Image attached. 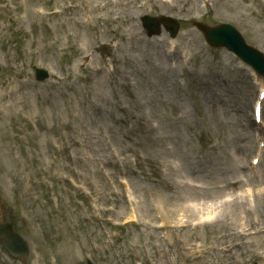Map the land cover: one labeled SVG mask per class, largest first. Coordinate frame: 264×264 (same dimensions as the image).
Returning <instances> with one entry per match:
<instances>
[{"label":"rangeland","instance_id":"374dc122","mask_svg":"<svg viewBox=\"0 0 264 264\" xmlns=\"http://www.w3.org/2000/svg\"><path fill=\"white\" fill-rule=\"evenodd\" d=\"M131 1L141 6L137 17L153 11L184 20L204 16L207 3L209 21L234 24L264 51V0H0V190L27 219L19 223L32 264L264 260V178L241 170L248 162L239 151L259 87L247 67L210 50L191 26L175 41V56L167 37L153 43L135 26L116 34L112 54L99 50L112 29L127 31L114 18ZM37 67L52 78L36 83ZM122 179H130L134 204L122 196ZM185 182L202 186L207 199L199 202L207 205L238 201L213 225L164 231L156 206L179 197L187 206L193 191ZM247 190L249 200L240 197ZM131 214L140 227L124 229L118 223ZM249 219L258 237H239Z\"/></svg>","mask_w":264,"mask_h":264},{"label":"bare ground","instance_id":"6f19581e","mask_svg":"<svg viewBox=\"0 0 264 264\" xmlns=\"http://www.w3.org/2000/svg\"><path fill=\"white\" fill-rule=\"evenodd\" d=\"M247 151L251 152V151H253V148L250 147L249 149H245V152H247Z\"/></svg>","mask_w":264,"mask_h":264}]
</instances>
